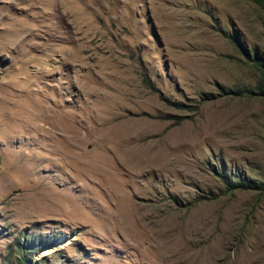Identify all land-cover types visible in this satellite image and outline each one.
<instances>
[{"label":"rangeland","instance_id":"obj_1","mask_svg":"<svg viewBox=\"0 0 264 264\" xmlns=\"http://www.w3.org/2000/svg\"><path fill=\"white\" fill-rule=\"evenodd\" d=\"M262 17L0 0V264H264V191L220 176L264 179Z\"/></svg>","mask_w":264,"mask_h":264},{"label":"trees","instance_id":"obj_2","mask_svg":"<svg viewBox=\"0 0 264 264\" xmlns=\"http://www.w3.org/2000/svg\"><path fill=\"white\" fill-rule=\"evenodd\" d=\"M255 2L262 10L263 17H262V24L264 26V0H252ZM225 35L231 37L228 33H225ZM250 60H252L253 66L258 71V79L255 83V92L256 94H262L264 95V66L262 63L258 62L254 56L250 57ZM140 79L141 82L148 87L151 91H156L158 94V97L163 100L167 104H171L174 107H181L182 103L180 101L176 100H170L167 96L163 95L162 92L159 90L157 86L153 83V81L150 79L147 70L145 67H140ZM251 87H239L235 91L238 93H251L253 90H251ZM164 118H167L168 116H162ZM179 120L176 119L175 122H178ZM215 171V170H213ZM222 181L225 184L226 189H235V188H242V189H254L258 191H264V179H257L252 178L250 176H246L243 174H235L231 177L224 178L222 174H220Z\"/></svg>","mask_w":264,"mask_h":264}]
</instances>
